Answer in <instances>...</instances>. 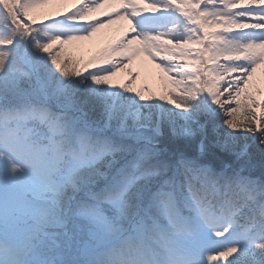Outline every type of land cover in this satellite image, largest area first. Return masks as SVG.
<instances>
[{
    "label": "snow or ice",
    "instance_id": "obj_1",
    "mask_svg": "<svg viewBox=\"0 0 264 264\" xmlns=\"http://www.w3.org/2000/svg\"><path fill=\"white\" fill-rule=\"evenodd\" d=\"M136 2L175 19L147 32L130 20L123 43L88 56L49 27L56 17L28 41L0 34V118L36 114L43 131L39 143L0 135V176L51 157L26 209L0 186V264H264V199L242 195L264 188L244 175L256 154L264 169V0ZM138 60L159 70L162 94ZM25 211L21 239L9 223Z\"/></svg>",
    "mask_w": 264,
    "mask_h": 264
},
{
    "label": "rangeland",
    "instance_id": "obj_2",
    "mask_svg": "<svg viewBox=\"0 0 264 264\" xmlns=\"http://www.w3.org/2000/svg\"><path fill=\"white\" fill-rule=\"evenodd\" d=\"M153 3L157 5L163 3L166 7L168 6L167 0H153ZM64 13L68 14L64 15ZM113 13L115 16L112 15ZM100 14L107 16L108 19L103 21L94 19ZM52 17L56 19L49 27L58 28L57 35L67 38L66 46L73 52H79L84 56L92 54L107 43H123L121 32L124 27L128 26L130 20L140 32H147L175 19L173 11L162 10L159 13H150L145 11L136 0H0V34L10 38L19 37L22 41L29 40V37L35 38L40 32L38 27L40 20L52 19ZM113 20L118 21V23L114 22V27H112ZM9 21L13 23L12 27L6 24ZM101 24L104 27L101 28ZM96 28H100V31L91 41L81 39L83 33L89 32L91 35ZM124 47L128 46L124 45ZM109 50V48L104 49V51ZM136 53V49H130L128 54L135 56ZM94 55L98 56L99 50ZM145 63L144 60H138L135 65L136 70L141 71V82L150 83L157 95L162 94L164 88L158 79L159 70L154 65H148L145 69ZM124 75L121 73L116 81L119 82ZM258 77L260 86L264 88V72L258 73ZM35 115L7 113L0 119V135L10 139L27 138L30 142L39 143L43 131L41 129L34 131L30 124V120ZM53 130L59 134L58 129ZM50 162L51 157L43 151H35L28 158L27 163L21 160L6 162L3 166V174L0 176V186H2L5 202L11 201L15 207L26 209L33 200L34 189L46 185L49 179ZM244 175L250 174L244 173ZM250 176L257 180L252 175ZM242 195L245 203L261 202L264 199V188L258 184L251 186L245 184L242 188ZM245 220L246 218H242L240 223L244 224ZM29 224L30 216L25 211L18 214L9 223V227L23 239ZM236 231H242V229H236ZM232 242L233 235L229 234L221 243Z\"/></svg>",
    "mask_w": 264,
    "mask_h": 264
},
{
    "label": "trees",
    "instance_id": "obj_3",
    "mask_svg": "<svg viewBox=\"0 0 264 264\" xmlns=\"http://www.w3.org/2000/svg\"><path fill=\"white\" fill-rule=\"evenodd\" d=\"M6 24H9L10 27L13 26V23L10 22V21L8 23H6ZM25 41H28V40H25ZM6 114H7V112H6ZM168 135H169L168 131H167V129H165L164 130V135L161 137L162 143L167 142ZM253 152H255V150H253ZM252 164L255 165V167L251 170L250 173L249 172H245V173L251 174L252 176L256 177L258 181L259 180H264V169H262V167H261V158H260V156L258 154L254 155L253 160H252ZM257 246L261 247V246H264V245H259L258 244Z\"/></svg>",
    "mask_w": 264,
    "mask_h": 264
},
{
    "label": "bare ground",
    "instance_id": "obj_4",
    "mask_svg": "<svg viewBox=\"0 0 264 264\" xmlns=\"http://www.w3.org/2000/svg\"><path fill=\"white\" fill-rule=\"evenodd\" d=\"M126 8H127V6H125ZM100 16H102L101 14H100ZM95 17H96V14H95ZM94 19H96V18H94ZM161 20H162V18H160ZM114 22H117L118 23V21H112V27H114L115 26V24H114Z\"/></svg>",
    "mask_w": 264,
    "mask_h": 264
}]
</instances>
